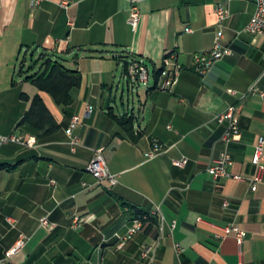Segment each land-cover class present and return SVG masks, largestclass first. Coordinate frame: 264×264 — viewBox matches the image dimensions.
I'll return each instance as SVG.
<instances>
[{
    "label": "crops",
    "instance_id": "obj_1",
    "mask_svg": "<svg viewBox=\"0 0 264 264\" xmlns=\"http://www.w3.org/2000/svg\"><path fill=\"white\" fill-rule=\"evenodd\" d=\"M224 3L0 0V136L21 137L0 146V259L22 234L28 242L13 258L18 264H264V179L252 192L247 181L207 172L211 159L228 150L230 172L252 175L255 145L264 136V99L249 93L264 91V37L244 32L255 0L226 3L221 43L231 54L205 75L192 67L195 54L213 47L215 9ZM132 5L140 14L134 29L127 22ZM168 52L181 66L171 92L158 89ZM29 53L60 57L80 72L66 108L24 80ZM131 57L149 68L148 87L129 82ZM127 93L133 107L124 102ZM37 94L60 125L41 139L19 126ZM229 105L239 107L241 139L226 145L227 122L214 118ZM74 115L82 122L72 151L66 128ZM130 118L128 129L117 120ZM154 142L162 151L147 161ZM100 148L118 177L113 187L95 184L86 172ZM184 158L183 167L173 164ZM44 217L51 227L41 225ZM137 217L144 218L140 231L119 249ZM231 223L245 232L241 244L223 234ZM147 247L154 248L152 258L142 256Z\"/></svg>",
    "mask_w": 264,
    "mask_h": 264
},
{
    "label": "built area",
    "instance_id": "obj_2",
    "mask_svg": "<svg viewBox=\"0 0 264 264\" xmlns=\"http://www.w3.org/2000/svg\"><path fill=\"white\" fill-rule=\"evenodd\" d=\"M42 0H32V6L38 5ZM235 0H226L229 3ZM220 4L216 7L215 13L217 16V24L219 30L214 39V45L211 49L205 52H200L194 55L192 61L193 70L200 74L205 75L215 63L222 60L224 57L231 54L232 50L222 45L221 40L224 36L223 22L229 17V9L227 4ZM255 12L245 27L244 32L254 37H264V0H255ZM139 10L135 5H132L129 11L127 19L128 24L134 29L139 21ZM181 66L177 62L175 53L168 52L163 57L162 68L159 70V84L158 89L162 91L171 92L174 85L177 83ZM126 75L129 82L135 86L148 87L150 82L149 68L137 62L134 58H130L126 65ZM249 93H258L261 98L264 99V91H259L257 87H251ZM92 112L91 108L87 109V114ZM215 121L218 123L227 122V128L221 136V141L226 145L234 142H238L241 139V129L239 127V107L238 105H229L221 114L215 116ZM82 117L80 115H74L68 127L66 128V134L69 137V145L72 151H75L79 145V138L75 134L76 128L81 124ZM21 137L15 135L3 137L0 136V146L8 142H20ZM162 146L154 142L151 148L144 154L147 161L155 159L160 155ZM187 159H180L173 161V164L178 167L186 165ZM233 164V158L228 150L222 151L218 157L211 159L207 166V172L213 177V179L229 178L235 181L248 182L249 189L252 192L257 191L258 186L264 179V136H260L255 145L252 165L254 166V172L250 176H243L233 174L230 172V167ZM86 172L89 173L95 180V184H100L107 181L110 187L115 186L118 183L117 175L111 173L109 170L105 158L103 156V149H97L94 156L86 166ZM54 184V181H51ZM84 187L88 185L83 183ZM227 206V203H225ZM143 217H137L133 220L132 226L128 229L127 233L120 238V242L117 247L121 249L125 242L131 239L137 234L142 226ZM79 221L75 220V224ZM41 225L43 227H51L48 217L41 219ZM174 228V224L172 225ZM225 236L233 235L239 244L242 243L245 236V232L240 229L236 224H228L222 228ZM28 242V238L25 235H20L15 244L6 252L5 257L0 259V264H18L13 261V258L21 252ZM177 252H181L182 248L179 245H175ZM154 253L153 247H147L144 249L142 256L145 258H152ZM241 264V263H240Z\"/></svg>",
    "mask_w": 264,
    "mask_h": 264
},
{
    "label": "trees",
    "instance_id": "obj_3",
    "mask_svg": "<svg viewBox=\"0 0 264 264\" xmlns=\"http://www.w3.org/2000/svg\"><path fill=\"white\" fill-rule=\"evenodd\" d=\"M30 57L31 66L25 71L24 80L36 86L39 92L48 94L56 106L66 108L71 103V91L81 85L80 72L66 67L60 57L52 59L46 53ZM117 120L126 129L132 123L131 118ZM19 126L30 129L37 139L47 138L60 128L40 94L33 98Z\"/></svg>",
    "mask_w": 264,
    "mask_h": 264
},
{
    "label": "water",
    "instance_id": "obj_4",
    "mask_svg": "<svg viewBox=\"0 0 264 264\" xmlns=\"http://www.w3.org/2000/svg\"><path fill=\"white\" fill-rule=\"evenodd\" d=\"M124 102L126 105H130L133 107L135 105V102H136L135 97L133 95L127 93L126 97L124 99Z\"/></svg>",
    "mask_w": 264,
    "mask_h": 264
},
{
    "label": "rangeland",
    "instance_id": "obj_5",
    "mask_svg": "<svg viewBox=\"0 0 264 264\" xmlns=\"http://www.w3.org/2000/svg\"><path fill=\"white\" fill-rule=\"evenodd\" d=\"M25 57L24 58H26L27 60H28V63H27V68L28 67H30L31 66V57H30V53L29 54H27V55H24ZM37 56H34V58H36ZM22 59H23V57H22Z\"/></svg>",
    "mask_w": 264,
    "mask_h": 264
}]
</instances>
